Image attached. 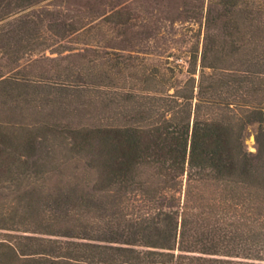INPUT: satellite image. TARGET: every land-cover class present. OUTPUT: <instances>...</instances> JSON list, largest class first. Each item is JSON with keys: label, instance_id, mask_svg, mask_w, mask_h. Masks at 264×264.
I'll list each match as a JSON object with an SVG mask.
<instances>
[{"label": "trees", "instance_id": "1", "mask_svg": "<svg viewBox=\"0 0 264 264\" xmlns=\"http://www.w3.org/2000/svg\"><path fill=\"white\" fill-rule=\"evenodd\" d=\"M0 264H264V0H0Z\"/></svg>", "mask_w": 264, "mask_h": 264}, {"label": "rangeland", "instance_id": "2", "mask_svg": "<svg viewBox=\"0 0 264 264\" xmlns=\"http://www.w3.org/2000/svg\"><path fill=\"white\" fill-rule=\"evenodd\" d=\"M245 144H246L249 151H251V152L255 151L254 138H253L252 134H250L249 137L246 139Z\"/></svg>", "mask_w": 264, "mask_h": 264}]
</instances>
